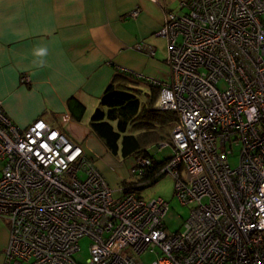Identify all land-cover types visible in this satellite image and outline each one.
<instances>
[{
	"label": "built area",
	"instance_id": "2783aa9c",
	"mask_svg": "<svg viewBox=\"0 0 264 264\" xmlns=\"http://www.w3.org/2000/svg\"><path fill=\"white\" fill-rule=\"evenodd\" d=\"M180 7L159 29L170 72L146 79L160 85L154 107L177 114L160 147H172L162 170L191 210L183 227L167 229L166 198L111 184L80 126L73 137L43 118L23 128L0 100L3 264H264V0ZM151 161L139 157L131 172ZM85 235L90 256L81 263Z\"/></svg>",
	"mask_w": 264,
	"mask_h": 264
},
{
	"label": "crops",
	"instance_id": "0c3cea01",
	"mask_svg": "<svg viewBox=\"0 0 264 264\" xmlns=\"http://www.w3.org/2000/svg\"><path fill=\"white\" fill-rule=\"evenodd\" d=\"M163 1L164 6L154 0H0L3 111L20 127L43 118L72 134V95L92 113L121 70L164 79L168 48L159 29L168 10L184 9L181 0ZM140 83L129 82L147 95L148 86ZM1 167L0 162V175ZM8 242L9 225L0 216V264Z\"/></svg>",
	"mask_w": 264,
	"mask_h": 264
},
{
	"label": "trees",
	"instance_id": "16d2710c",
	"mask_svg": "<svg viewBox=\"0 0 264 264\" xmlns=\"http://www.w3.org/2000/svg\"><path fill=\"white\" fill-rule=\"evenodd\" d=\"M121 71L100 96L89 119V131L113 156L152 158L147 168L142 172H131L130 177L121 183L124 189L143 193L165 175L162 167L169 156L158 158L151 149H158L159 143L169 139L177 114L173 110L154 107L159 84ZM128 81L133 84L143 81L149 89L147 98L144 99L142 90ZM67 108L71 120L76 122H80L86 112L85 104L75 95L67 100Z\"/></svg>",
	"mask_w": 264,
	"mask_h": 264
},
{
	"label": "rangeland",
	"instance_id": "374dc122",
	"mask_svg": "<svg viewBox=\"0 0 264 264\" xmlns=\"http://www.w3.org/2000/svg\"><path fill=\"white\" fill-rule=\"evenodd\" d=\"M220 85L223 86V83H220ZM143 98L144 99L147 98L146 93H143ZM89 109H87V111L85 112L82 121L80 122H76L73 120L72 121L75 122L74 126H80L85 134L83 138L84 147L89 151L90 155L93 157L96 164L99 166L100 170L105 175H107L110 183L115 185V187L118 189L122 186L121 183H123V180L128 179L130 177L131 169L135 164H137V159L134 156H130L127 158H123L120 155L113 156L108 151H106L100 140L96 138L89 131V119L92 114ZM62 129L68 135L73 137L71 133L67 132L64 128ZM94 140L101 147L100 151L95 152L97 145L95 146L96 143L94 142ZM161 143L158 144L159 145L158 149L160 150L156 148L151 149V152L158 158H164L170 155L172 152V147L170 146L160 147ZM237 163H238L237 157H232L230 159V164L232 166H236ZM143 194L146 197H150V198L156 196H162L169 201V209L165 215V221L167 224V229L169 231H176L183 227V223L185 219L189 217L191 210L189 206L183 205L179 201L177 196L174 194V177L171 174L166 173L159 181L154 183L149 188H146L143 191ZM90 241H91L90 238L86 235L82 236L78 241L80 247L79 250L76 251L75 257L81 263H85L87 258L90 256L89 253ZM141 258L143 260H146V262H150L155 258V254L147 252L141 255ZM22 264H31V262L23 261Z\"/></svg>",
	"mask_w": 264,
	"mask_h": 264
},
{
	"label": "bare ground",
	"instance_id": "6f19581e",
	"mask_svg": "<svg viewBox=\"0 0 264 264\" xmlns=\"http://www.w3.org/2000/svg\"><path fill=\"white\" fill-rule=\"evenodd\" d=\"M95 146H96V144H95ZM168 156H170V155H168Z\"/></svg>",
	"mask_w": 264,
	"mask_h": 264
},
{
	"label": "clouds",
	"instance_id": "9594fccd",
	"mask_svg": "<svg viewBox=\"0 0 264 264\" xmlns=\"http://www.w3.org/2000/svg\"><path fill=\"white\" fill-rule=\"evenodd\" d=\"M160 110V109H159Z\"/></svg>",
	"mask_w": 264,
	"mask_h": 264
}]
</instances>
